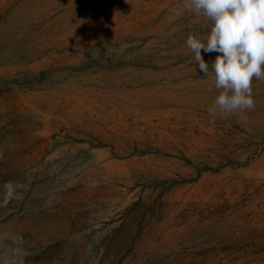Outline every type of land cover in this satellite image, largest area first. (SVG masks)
Segmentation results:
<instances>
[{
	"label": "rangeland",
	"instance_id": "374dc122",
	"mask_svg": "<svg viewBox=\"0 0 264 264\" xmlns=\"http://www.w3.org/2000/svg\"><path fill=\"white\" fill-rule=\"evenodd\" d=\"M211 27L182 0H0V264H264V81L209 115L185 41Z\"/></svg>",
	"mask_w": 264,
	"mask_h": 264
},
{
	"label": "clouds",
	"instance_id": "9594fccd",
	"mask_svg": "<svg viewBox=\"0 0 264 264\" xmlns=\"http://www.w3.org/2000/svg\"><path fill=\"white\" fill-rule=\"evenodd\" d=\"M183 7L212 22L204 38L185 41L205 76H214L219 94L208 108L212 117L243 114L255 108L253 80L264 81V0H182ZM218 55L211 64L201 51ZM211 68V73H210Z\"/></svg>",
	"mask_w": 264,
	"mask_h": 264
}]
</instances>
